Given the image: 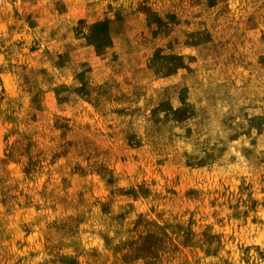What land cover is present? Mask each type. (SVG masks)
Masks as SVG:
<instances>
[{"label":"rangeland","instance_id":"rangeland-1","mask_svg":"<svg viewBox=\"0 0 264 264\" xmlns=\"http://www.w3.org/2000/svg\"><path fill=\"white\" fill-rule=\"evenodd\" d=\"M0 264H264V0H0Z\"/></svg>","mask_w":264,"mask_h":264}]
</instances>
